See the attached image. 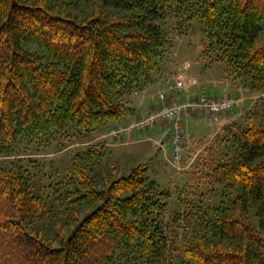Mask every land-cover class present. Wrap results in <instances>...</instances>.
Listing matches in <instances>:
<instances>
[{"label": "trees", "instance_id": "trees-1", "mask_svg": "<svg viewBox=\"0 0 264 264\" xmlns=\"http://www.w3.org/2000/svg\"><path fill=\"white\" fill-rule=\"evenodd\" d=\"M186 13L220 62L264 89V0H0V156L71 126L88 133L124 119L131 95L156 78L167 44L160 24ZM260 105L214 167L219 205L198 217L180 253L160 222L170 193L146 166L97 178L75 154L52 214L20 159L0 166V264H264Z\"/></svg>", "mask_w": 264, "mask_h": 264}, {"label": "rangeland", "instance_id": "rangeland-1", "mask_svg": "<svg viewBox=\"0 0 264 264\" xmlns=\"http://www.w3.org/2000/svg\"><path fill=\"white\" fill-rule=\"evenodd\" d=\"M187 16L186 13L178 22L171 14L160 24L167 44L160 62L154 67L155 76L159 82L168 80L167 83H171L180 75L186 84L194 80L196 88L214 95L227 90L230 94L228 98L238 100L236 108L216 117L205 114V121L201 120L204 123H200L201 126L195 130L192 129L193 120L189 123L184 120V126L193 132L188 131L190 137L183 144L178 160L172 159L171 151L169 154H163L159 149L151 152L150 143H132L140 139L139 135L146 130L134 131L129 138L124 135L112 139L109 136L112 129L127 126L113 123L100 125L88 133H81L77 127L71 126L50 137L23 142L8 157L0 156V166L8 165L12 160H21L35 187L41 190L46 210H50L51 214L60 210L56 200L59 192H54L59 186L55 184L70 169L75 154L80 156V162L91 165L97 178L109 176L111 172L123 174L137 165L146 166L149 179L155 182L156 187L170 193L160 222L165 235L179 253L182 241L186 240L198 217L204 212H212L219 205L224 189L215 176L214 167L234 150L236 129L244 127L249 117L258 121L256 116L264 98V89L253 88L249 77L232 73L230 67L220 62L222 51L206 48L204 27L195 19L189 24L185 20ZM138 91L134 92V96ZM164 148L170 149L168 143ZM91 149L102 154L101 157L91 158ZM187 214L190 215L189 220ZM46 220L47 217L43 223H47Z\"/></svg>", "mask_w": 264, "mask_h": 264}, {"label": "built area", "instance_id": "built-area-1", "mask_svg": "<svg viewBox=\"0 0 264 264\" xmlns=\"http://www.w3.org/2000/svg\"><path fill=\"white\" fill-rule=\"evenodd\" d=\"M184 81L185 80L179 75L175 78L174 82H168L167 90L158 95L160 101L165 102L167 93L183 91L184 89L196 85L194 80H190V84H186ZM237 105L238 100L233 98L223 97L216 99L213 96L200 94L198 97L189 99L182 104L173 101L170 106H162L148 113L146 116L137 119L126 127L112 129L109 136L112 137V139L120 138L124 135H130L134 131L152 129L159 123L167 122L170 130L169 141L171 144L172 159L178 160L183 149V144H185L190 137L189 132L183 125L184 117H188L194 112L205 113L209 117H216L233 110Z\"/></svg>", "mask_w": 264, "mask_h": 264}, {"label": "crops", "instance_id": "crops-1", "mask_svg": "<svg viewBox=\"0 0 264 264\" xmlns=\"http://www.w3.org/2000/svg\"><path fill=\"white\" fill-rule=\"evenodd\" d=\"M167 81L168 80H166L164 83L159 82L156 77L150 84H148L142 90L138 91L136 96H134L133 93L130 97V110L125 114L124 119L115 122L112 125H129L137 119L146 116L148 113L162 106H170L173 101H177L182 104L189 99L198 97L200 94H205L216 98L227 97V95H230L228 94L227 90L225 92L223 91V93L219 95H214V93H205L202 89L199 90L198 88H196L197 86L194 85L192 87H189L188 89H184L183 91H174L173 93H167L165 96V102H162L160 101L158 95L161 92L167 90ZM214 88H216V86H214ZM205 116V113L194 112L192 113V115L184 117V120H187L188 123L190 122V120H193L192 129L195 130L201 126L200 123H204L201 120L205 121ZM184 127L187 131L191 133L193 132L191 128H188L187 126ZM169 132L170 130L168 127V123L162 122L152 129H146V132L144 133L141 132V134L139 135V137L141 138L133 141L132 143H150L151 152L155 151V149H159L163 154H169V151H171ZM132 134L127 135L128 138L131 137ZM166 143H168V145L170 146L169 150L164 148Z\"/></svg>", "mask_w": 264, "mask_h": 264}]
</instances>
